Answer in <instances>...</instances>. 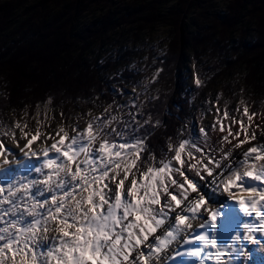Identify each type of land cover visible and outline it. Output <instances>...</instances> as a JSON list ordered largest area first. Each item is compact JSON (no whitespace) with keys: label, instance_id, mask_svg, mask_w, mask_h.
<instances>
[{"label":"snow or ice","instance_id":"obj_1","mask_svg":"<svg viewBox=\"0 0 264 264\" xmlns=\"http://www.w3.org/2000/svg\"><path fill=\"white\" fill-rule=\"evenodd\" d=\"M215 99L204 125L160 143L143 105L51 131L39 105L0 122V264H251L264 252V114Z\"/></svg>","mask_w":264,"mask_h":264},{"label":"trees","instance_id":"obj_2","mask_svg":"<svg viewBox=\"0 0 264 264\" xmlns=\"http://www.w3.org/2000/svg\"><path fill=\"white\" fill-rule=\"evenodd\" d=\"M215 1L0 0V122L22 108L35 115L37 105L62 110L66 124L84 106L115 108L139 76L125 67L136 53L118 47L102 57V47L157 26L167 28L158 49L138 55L145 53V87L121 115L143 105L137 119L163 122L157 143L178 130L187 136L205 90L235 70L252 106L264 94V0H226L221 12ZM190 60L203 82L193 89L185 84ZM231 89L226 84L222 95Z\"/></svg>","mask_w":264,"mask_h":264},{"label":"rangeland","instance_id":"obj_3","mask_svg":"<svg viewBox=\"0 0 264 264\" xmlns=\"http://www.w3.org/2000/svg\"><path fill=\"white\" fill-rule=\"evenodd\" d=\"M116 2L120 0H115ZM226 0H216L215 1V10L221 12L223 11L224 4ZM90 20V17L87 16L84 18V21L88 22ZM125 29H123L124 31ZM167 28L164 26H157L152 34H141L139 39L136 41H133L131 34H127L123 32L122 35H117L114 37L111 42L106 43L102 47L101 56L105 57L107 54H114V51L119 47L121 51H126L128 49H133L135 51V56L131 57L127 64L125 65L126 68L130 69L133 73L139 74L137 81L132 84L127 90L125 91L123 95V99L120 100V102L117 105L122 106L119 109L120 114L124 110V108H128L129 104L134 102H137L138 93L142 91V89L145 87L146 84V76L144 73V65H145V53L138 56L141 51L143 50V47L145 48V52H149L150 50H157V42H160V40L166 35ZM165 44H162L164 46ZM160 49V48H159ZM197 66L192 63V60H190V63L187 67L188 73L185 76V84L188 88L193 89L197 87L195 81L196 79H200L198 72H197ZM238 70H235L231 73L230 76H228L227 80L225 78H221V80L217 79L211 87H209L207 90H205L203 97L201 98V101L199 103V107L196 111V114L191 118V122L189 125H192V131L194 129H198L200 126L204 125L210 118L213 117L215 112V104H216V97L219 95L220 97V106L223 108L224 103L228 102V107L231 109L235 105H238L240 100H244L246 104L249 106L250 112H257L260 114H264V94L260 95L255 99V102L253 105H249L247 103V99L244 98V89L242 86V82L240 78ZM230 84V87H232V92L229 95L223 96L222 95V89L227 83ZM231 98V99H230ZM211 102V105H210ZM212 107V111L209 112L207 109L209 107ZM45 107H47L48 110V116L50 123L52 125V128L46 129L47 131H51L54 129L57 125L61 123H65L64 117H61V113H64L62 110L54 109L50 107L49 105H44L40 107L41 113L45 110ZM108 106L101 105L97 110H91L88 107H81L80 109L76 110L70 121L67 124H79L80 126H83L85 122L88 119L87 113L91 112L93 115H99L104 108ZM243 109V106H241V111ZM25 108L19 109L17 111L9 112L6 115L5 124H11L13 120H19L21 118L26 119L24 113ZM125 112V111H124ZM237 117H239V113H236ZM52 117H55L52 119ZM259 122V121H257ZM245 123H247V119L245 118ZM66 124V123H65ZM29 126L31 128H35L36 121L31 120L29 121ZM188 128V127H187ZM191 132V131H190ZM189 133V132H188ZM38 146V145H37ZM253 261L257 264H264V252L261 254H253Z\"/></svg>","mask_w":264,"mask_h":264},{"label":"bare ground","instance_id":"obj_4","mask_svg":"<svg viewBox=\"0 0 264 264\" xmlns=\"http://www.w3.org/2000/svg\"><path fill=\"white\" fill-rule=\"evenodd\" d=\"M260 122V121H259ZM249 247H251V245H249ZM262 252L261 251H257V252H255V253H253V254H257V255H259V254H261ZM254 256V255H253ZM254 259H252V261H251V264H257V263H255V261H253Z\"/></svg>","mask_w":264,"mask_h":264}]
</instances>
